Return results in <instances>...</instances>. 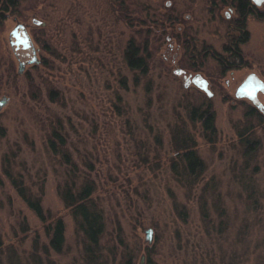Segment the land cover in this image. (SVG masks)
<instances>
[{"label": "rangeland", "instance_id": "obj_1", "mask_svg": "<svg viewBox=\"0 0 264 264\" xmlns=\"http://www.w3.org/2000/svg\"><path fill=\"white\" fill-rule=\"evenodd\" d=\"M121 1L19 0L14 9H0L1 263L86 264L57 191L64 166L46 143L60 120L78 170L95 181L105 221L100 264L127 257L132 264H264V119L244 117L255 106L235 95L249 73L264 82V19H248L241 59L234 60L225 51L233 32L225 7L209 0H123L125 7ZM17 22L25 25L37 62H28L31 50L11 45ZM130 39L147 46L143 76L125 63ZM213 55L232 67L223 70ZM19 60L25 61L20 72ZM197 72L210 96L186 82ZM257 99L264 105V92ZM193 106L211 107V141L187 117ZM244 126L257 139L248 155L237 134ZM176 129L192 134L202 160L194 183L172 172V163L184 165L172 141ZM6 169L40 196L51 218L63 219L61 252H41L43 223Z\"/></svg>", "mask_w": 264, "mask_h": 264}, {"label": "trees", "instance_id": "obj_2", "mask_svg": "<svg viewBox=\"0 0 264 264\" xmlns=\"http://www.w3.org/2000/svg\"><path fill=\"white\" fill-rule=\"evenodd\" d=\"M19 0H0V9L5 11L10 8H16ZM120 5L125 7L123 0ZM243 8L239 10V17L231 27L232 32L227 36L228 46H225V51L231 54V59H241L240 44L244 43L248 38V31L246 29L245 15L248 10ZM264 19V14L259 15ZM167 20V17L166 19ZM163 22V21H162ZM239 39L236 43H232V39ZM147 46L136 43L133 39L127 42L124 50V60L130 69H136L140 75H145L148 71L149 56L147 55ZM222 69H230L231 64L225 59H217ZM125 81V77L122 79ZM139 82V77H134V84ZM125 82H122L124 85ZM125 87V85H124ZM51 94V93H50ZM244 117L248 115H255L259 120L264 117L259 114L254 108L247 111ZM187 117L191 123H199L200 131L203 133L207 140L211 141L216 135V127L214 124V113L210 106L205 108L191 107L187 110ZM196 121V122H195ZM53 123L50 132L46 138V143L51 153L58 156L61 164L64 166V179L58 186V195L62 200L65 208H67L73 218L75 229L79 234L82 253L86 264H100L99 250L101 247V238L105 231V221L103 210L94 196L95 181L89 175L81 170H78V164L73 159L72 154L67 148L66 134L63 132L60 120L58 125ZM238 137L243 146V151L248 155L256 147L257 139L254 130L250 128L239 127ZM172 141L174 142L175 151H177L178 160L184 163L182 167L172 163L171 168L173 174L179 180L194 183L195 180L201 175L203 166L202 160L197 155L195 150V140L189 131L176 129L173 131ZM92 169V166L89 167ZM5 174L10 178V181L16 189L18 195L25 201L27 206L34 212L38 219L43 223L44 232L47 237V242L43 244L41 252L48 255L49 250L58 253L63 250L65 236H64V221L61 217L51 218L49 213L44 210L40 196L33 195L23 184V182L11 174L10 170L6 169ZM184 182V181H183ZM2 243L0 242V253L2 252ZM37 243H34V250L37 253ZM31 258V257H30ZM35 264H41L39 259H34ZM0 264L1 259H0ZM12 264V263H10ZM123 264H132L130 257H127Z\"/></svg>", "mask_w": 264, "mask_h": 264}, {"label": "flooded vegetation", "instance_id": "obj_3", "mask_svg": "<svg viewBox=\"0 0 264 264\" xmlns=\"http://www.w3.org/2000/svg\"><path fill=\"white\" fill-rule=\"evenodd\" d=\"M209 2L213 5L212 7H218L219 9H221L222 7H225L224 9H225V11H224V19H226L227 21H229L228 23L230 24V27H232L233 26V23L235 22V20H237V18L239 17V9L240 8H243V6H244V3L246 4L245 5V9L246 10H248V12H247V15H245V22H246V24H247V21H248V19L250 18V17H255V18H257V19H260V20H262L260 17H259V15H261V14H264V9H263V7H261L262 6V4H263V2H264V0H262L261 2H260V4H257L256 2H255V0H209ZM35 21H38V20H36V19H34ZM176 20H178V18L176 19ZM178 22V21H177ZM18 24H22V23H20V22H17L16 24H15V26L16 25H18ZM14 26V27H15ZM22 28L21 27H18L17 29H16V33H19L20 31H22V29L23 30H25L26 31V29H25V25L24 24H22ZM14 27L10 30V31H12L13 29H14ZM27 32V31H26ZM231 32V31H230ZM232 33V32H231ZM231 33H229V34H231ZM28 34V33H27ZM228 34V35H229ZM227 35V36H228ZM29 36V35H28ZM30 38V37H29ZM185 39V38H184ZM14 40V37L10 34V43H11V45L13 46V48H14V50H16L17 52H28L29 50H31L30 48H28V49H23L22 47H21V45H14V44H12V41ZM233 41H231L232 43H236L239 39H236L235 37H234V39H232ZM184 41V40H183ZM226 43H228V38H227V40H226ZM34 54H35V52H34ZM34 54H33V52L31 51V54L29 55V58L27 59V60H30L31 58H33V56H34ZM215 58H216V60L217 59H219L220 57L219 56H216V55H213ZM227 57L229 58V59H231L232 58V56H231V54H229V53H227ZM225 60H227V59H225ZM24 61V60H23ZM25 62V61H24ZM225 69V68H224ZM223 69V70H224ZM225 70H229V69H225ZM175 72H177V73H182L183 72V70L182 69H179V68H177V69H175ZM254 75L253 73H249V74H247V76H249V75ZM246 76V77H247ZM245 77V78H246ZM254 77H256L255 75H254ZM200 78H204L200 73H194V74H191V75H189V76H187V80H186V82L188 83V82H193L195 85H197L195 82H197L198 83V81H199V79ZM244 81V80H243ZM198 86V85H197ZM207 86H208V81H207ZM238 87V86H237ZM237 87H236V89H237ZM262 92H264V89L262 90ZM235 95L237 96V97H241V96H238L237 94H236V90H235ZM247 98V97H246ZM249 99V98H248ZM253 104H254V106H255V110L257 111V110H259L260 112H262L263 113V115H264V105L263 104H261L260 102H259V100L257 99V96H256V99H254V100H252V99H249ZM258 112V111H257ZM264 117V116H263Z\"/></svg>", "mask_w": 264, "mask_h": 264}, {"label": "water", "instance_id": "obj_4", "mask_svg": "<svg viewBox=\"0 0 264 264\" xmlns=\"http://www.w3.org/2000/svg\"><path fill=\"white\" fill-rule=\"evenodd\" d=\"M262 0H255V2L257 4H260ZM37 23H41L43 24V22H40V21H37ZM18 27H23L22 24H18L14 27V29L12 31H10V34L14 37V40L12 41V44L14 45H21V47L23 49H28L30 48L31 51L35 52V49L33 48L32 46V43H31V40L27 34V32L25 30L22 29V31H20L19 33H16V29ZM37 62L36 60V57H35V54L33 56V58H31L30 60H28V62ZM24 64L25 62L23 60H19V68H18V71L20 72L23 68H24ZM202 90H204L208 96L211 95L209 89H208V86H207V80L205 78H200L198 83L195 82ZM264 89V82L260 79H258L257 77H254V75H249L247 76L244 81H242L237 89H236V94L238 96H241V97H247L249 99H256V96H257V93L259 91H262ZM249 92H252V94L250 95ZM5 102V99H2L0 101V105H2L3 103ZM145 233H146V239L150 242V237H151V234H152V229L151 228H147L145 230ZM143 257V256H142Z\"/></svg>", "mask_w": 264, "mask_h": 264}, {"label": "snow or ice", "instance_id": "obj_5", "mask_svg": "<svg viewBox=\"0 0 264 264\" xmlns=\"http://www.w3.org/2000/svg\"><path fill=\"white\" fill-rule=\"evenodd\" d=\"M249 94L251 95V94H252V92H249Z\"/></svg>", "mask_w": 264, "mask_h": 264}, {"label": "bare ground", "instance_id": "obj_6", "mask_svg": "<svg viewBox=\"0 0 264 264\" xmlns=\"http://www.w3.org/2000/svg\"><path fill=\"white\" fill-rule=\"evenodd\" d=\"M258 94V93H257Z\"/></svg>", "mask_w": 264, "mask_h": 264}]
</instances>
